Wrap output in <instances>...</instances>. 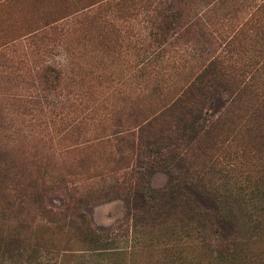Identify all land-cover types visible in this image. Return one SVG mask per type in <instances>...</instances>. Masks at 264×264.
<instances>
[{"label":"rangeland","instance_id":"374dc122","mask_svg":"<svg viewBox=\"0 0 264 264\" xmlns=\"http://www.w3.org/2000/svg\"><path fill=\"white\" fill-rule=\"evenodd\" d=\"M210 62L224 90L253 86L233 103L219 93L215 147L190 150L193 178L208 189L200 201L220 213L202 219L207 241L193 264H264V0H0V236L18 226L23 239L21 257L2 264H173L162 237L130 241L142 230L135 185L161 190L179 173L148 169L138 180L125 174L128 159L110 162L120 154L106 141L116 124L164 109ZM136 154H122L131 168ZM32 181L45 215L18 199ZM115 183L114 197L98 198ZM65 191L85 197L77 210L121 255L84 254L49 225ZM182 242L188 256L195 244ZM216 250L236 255L224 262Z\"/></svg>","mask_w":264,"mask_h":264},{"label":"trees","instance_id":"16d2710c","mask_svg":"<svg viewBox=\"0 0 264 264\" xmlns=\"http://www.w3.org/2000/svg\"><path fill=\"white\" fill-rule=\"evenodd\" d=\"M146 62L150 63L149 60ZM212 64L213 62H210L189 87L176 93L177 96H173L160 112H156L150 118L135 122L133 125L116 124L120 131H113L112 139L106 141L107 144L112 143L116 152L120 154L117 160H114L109 153L110 162L117 165V169H119V165L128 159L130 162L124 166L127 169L125 174L132 177L136 174L135 177H138V180L145 178L148 169L179 173L167 187L161 190L153 191L142 187L139 183L135 185L133 207L140 214L135 217L134 223L142 230L130 241L132 245V243L139 244L141 239L151 241L162 237L173 264H193L199 260L198 246L205 241L201 237L205 226L202 219L206 217L211 222L212 218L218 219L217 213H219L216 208L217 213L213 217L210 210L206 209L200 201V198H204L208 194V189L203 184H198L193 178L188 164L190 150L198 144H204V152L205 149L212 150L215 147L216 132L225 122L221 113V108L224 105L218 103L219 93L226 91L228 96L224 101L228 100L233 103L240 99L247 88L253 86L249 80L247 82L235 80L233 81L235 87L230 86L224 90L221 83L223 80L220 76V80H217L218 76L210 77L211 74H214L210 72L215 71V65ZM133 150L137 152L135 168L130 167L132 159L122 155L130 153V151L133 152ZM83 166L84 161H81L78 167L82 168ZM63 174L61 172V179L64 178ZM35 187H37V183L32 181L26 192L20 193L18 199L20 203L21 200L27 199L29 206L38 210L39 216L45 215L44 209L40 206L39 196L33 194ZM114 187L118 188L119 186L116 183L105 185L99 191L98 198L114 197L116 195L113 192ZM65 196L67 198V202H64L65 211L76 214L68 216L65 215V211L60 214L50 210L51 217L47 218L49 225L56 226L57 230H61V235L65 236L66 240L80 245V250L84 254L93 257L121 255L122 251L111 247L113 241L108 233H101L87 220L84 214L77 210V205L82 203L85 197L80 195L73 198L74 196L68 192L65 193ZM59 214L61 218L58 217ZM219 219L224 222H219L221 229L225 231L229 227L233 229L234 226L230 224L229 219L226 220L225 216H221ZM18 229L19 227L16 226L13 234L0 236V264L20 256L23 239L19 237ZM200 237L201 241L198 243ZM183 240L195 244H192V251L188 256H183V248H180ZM209 244L208 242L205 245ZM12 251L16 252L15 257L11 254ZM234 255H236L234 251H215V258L224 262L234 259L232 258ZM195 264L200 263L196 262Z\"/></svg>","mask_w":264,"mask_h":264}]
</instances>
